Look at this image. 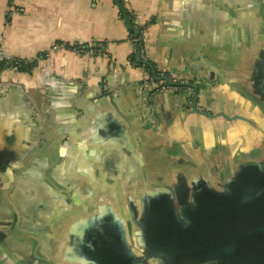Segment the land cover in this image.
<instances>
[{"label": "crops", "instance_id": "crops-1", "mask_svg": "<svg viewBox=\"0 0 264 264\" xmlns=\"http://www.w3.org/2000/svg\"><path fill=\"white\" fill-rule=\"evenodd\" d=\"M120 1L149 26L154 67L200 84L198 113L181 94L142 91L115 1L0 0V49L36 63L0 72V264H24L21 253L49 262L39 253L59 252L55 236L74 219L141 220L158 188L211 179L264 143V121L228 78L259 26L249 1ZM90 42L109 43L107 55L63 48Z\"/></svg>", "mask_w": 264, "mask_h": 264}, {"label": "water", "instance_id": "water-1", "mask_svg": "<svg viewBox=\"0 0 264 264\" xmlns=\"http://www.w3.org/2000/svg\"><path fill=\"white\" fill-rule=\"evenodd\" d=\"M245 1L250 2L259 26L230 62L235 74L228 78L264 121V105L258 101L264 103V0ZM189 86L194 90L191 111L198 113L201 86ZM165 93L183 95V91ZM100 123L98 129H108V136L117 134L114 127ZM220 168L209 174L211 179L198 175L144 197L141 220L134 217L127 224L106 217L69 221L62 235L55 236L62 243L59 252L39 253L49 262L21 253L24 264H264V143Z\"/></svg>", "mask_w": 264, "mask_h": 264}, {"label": "built area", "instance_id": "built-area-1", "mask_svg": "<svg viewBox=\"0 0 264 264\" xmlns=\"http://www.w3.org/2000/svg\"><path fill=\"white\" fill-rule=\"evenodd\" d=\"M12 11L7 13V17L10 16ZM133 26L132 29L137 32V35H132L130 42L133 45V55H136V61L139 59L140 62L136 64L134 61H130L133 67H139L143 70L144 76L141 80L142 91L149 97H152L158 93L163 92H177L183 91L184 95V105L183 108L187 111H191L194 103V90L189 86L196 84L195 81H183L176 77L173 72H166L157 70L156 73L150 74L146 69L147 65L151 63L148 59L147 47L149 43L148 25L140 26L137 20V16L133 15ZM65 45L63 46V48ZM70 47L73 48V52L78 55L96 58L105 57L107 51L109 50V43L107 42H90L82 44H74ZM59 50V47H54L53 52ZM21 59L14 57L11 53H8L0 49V64L3 62L7 63H18ZM18 65L11 68L2 69L0 67V72L13 69L17 71Z\"/></svg>", "mask_w": 264, "mask_h": 264}, {"label": "trees", "instance_id": "trees-1", "mask_svg": "<svg viewBox=\"0 0 264 264\" xmlns=\"http://www.w3.org/2000/svg\"><path fill=\"white\" fill-rule=\"evenodd\" d=\"M13 0H9V2H12ZM117 4L119 5V9H120V17L126 22L128 28H129V33H130V38L131 36L134 34L132 31V26H133V14L132 12H129L127 9L124 8L122 2L120 0L116 1ZM127 20V21H126ZM65 49L72 51L74 47H70V46H65ZM131 60L134 61L136 64V55H132ZM35 62H27V61H19L18 63L14 64V63H7V62H3L0 64V67L2 69H6V68H11L15 65H18L17 71L22 72V73H30L34 68H35ZM150 66L146 67V69L148 70L149 73H153V69L155 68L154 65L152 63H149Z\"/></svg>", "mask_w": 264, "mask_h": 264}, {"label": "rangeland", "instance_id": "rangeland-1", "mask_svg": "<svg viewBox=\"0 0 264 264\" xmlns=\"http://www.w3.org/2000/svg\"><path fill=\"white\" fill-rule=\"evenodd\" d=\"M259 100V103L261 104V105H264V103H263V100H261L260 98H258ZM261 110H264V107L263 108H261Z\"/></svg>", "mask_w": 264, "mask_h": 264}, {"label": "flooded vegetation", "instance_id": "flooded-vegetation-1", "mask_svg": "<svg viewBox=\"0 0 264 264\" xmlns=\"http://www.w3.org/2000/svg\"><path fill=\"white\" fill-rule=\"evenodd\" d=\"M153 71H154V73H156L157 69H156V68H154V69H153ZM150 74H152V73H150Z\"/></svg>", "mask_w": 264, "mask_h": 264}]
</instances>
